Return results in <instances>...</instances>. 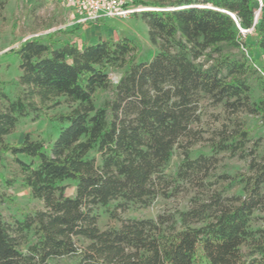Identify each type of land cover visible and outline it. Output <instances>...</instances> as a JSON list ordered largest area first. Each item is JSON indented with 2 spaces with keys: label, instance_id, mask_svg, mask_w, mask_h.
I'll return each instance as SVG.
<instances>
[{
  "label": "trees",
  "instance_id": "16d2710c",
  "mask_svg": "<svg viewBox=\"0 0 264 264\" xmlns=\"http://www.w3.org/2000/svg\"><path fill=\"white\" fill-rule=\"evenodd\" d=\"M150 5L139 13L156 50L147 62L135 61L137 48L128 39L78 47L55 41L54 33L11 53L21 94L0 106V164L11 158L20 185L42 209H18L21 218L12 222L0 213V264H264L261 141L247 148L249 132L238 124L217 132L210 156L189 157L201 137L196 125L204 99L231 114L259 115L264 126V98L251 102L249 82L255 79L264 93V77L246 58L249 47L239 33L252 28L253 47L264 57V5L256 24V0ZM110 69L123 70L112 87ZM109 88L111 99L96 107L95 94ZM60 99L70 111L50 118L59 125L51 143L29 135L5 141L20 118ZM176 151L182 160L170 179L165 170ZM220 153L241 155L245 172L211 174ZM16 183L0 176L4 189ZM186 184L204 192L176 215L97 227L99 208L147 207ZM0 201H6L1 192Z\"/></svg>",
  "mask_w": 264,
  "mask_h": 264
},
{
  "label": "rangeland",
  "instance_id": "374dc122",
  "mask_svg": "<svg viewBox=\"0 0 264 264\" xmlns=\"http://www.w3.org/2000/svg\"><path fill=\"white\" fill-rule=\"evenodd\" d=\"M123 6L131 9L152 10V3L169 2L170 0H122ZM81 0H0V106L5 104V99L14 100L21 94L18 84L20 70L18 63L11 53L24 41L29 39L45 38L48 34H55V41L69 42L80 47L82 43H94L98 38H112L114 40L128 39L137 48L136 62H147L156 53L155 48L149 43L147 27L140 19L139 13H133L125 18L83 21L84 11L80 8ZM264 3V2H263ZM258 18L263 12L259 11L256 1ZM257 18V20H258ZM254 31L246 38L242 37L249 48L244 52L246 58L254 63L264 74V57L253 47ZM122 69L108 71L111 87L118 80ZM250 100L255 102L264 98V93L258 87L255 79H250ZM111 88L98 91L94 96L96 107H102L111 99ZM3 96L4 99H3ZM42 106L37 113L20 118L12 134L5 138L8 143H19L25 135L31 139L51 143L59 129V125L50 121L56 114L70 111V105L63 102L49 107ZM49 107V108H48ZM200 121L196 125L200 140L193 144L189 150V157L195 159L200 155L210 156V146L217 139V132L224 128H231L238 124L244 126L249 132L250 148L252 143L260 140L259 153L264 151V126L260 123L259 115H251L245 111L231 114L220 105H212L206 99L199 104ZM182 160L181 153L176 151L170 160L165 174L172 179ZM216 164L211 174H228L245 172L247 160L241 155L232 156L220 153L216 156ZM0 176L6 179L17 180V183L8 189L0 185V192L6 201H0V213L5 221L12 222L21 218L19 210L31 212L42 209V202L33 199L27 188L20 185L21 177L10 157H6L0 164ZM223 187V185H221ZM171 197H158L149 206L130 205L124 212L116 208V203H111L107 208L97 209V227L100 230L119 227L120 223L129 219H156L160 215H176L189 206V200L196 192L203 194V189L192 185H180ZM234 192V191H230ZM230 192L228 194H230ZM66 195H74V187L68 185ZM19 209V210H18ZM48 264H63L61 259H54Z\"/></svg>",
  "mask_w": 264,
  "mask_h": 264
},
{
  "label": "built area",
  "instance_id": "2783aa9c",
  "mask_svg": "<svg viewBox=\"0 0 264 264\" xmlns=\"http://www.w3.org/2000/svg\"><path fill=\"white\" fill-rule=\"evenodd\" d=\"M259 4V11L264 5V0H256ZM80 8L84 11L83 21H94L99 18L112 19V18H125L133 13H140L142 9H131L123 6L122 0H81ZM258 18V12H255V17ZM254 17V20H255ZM257 22V21H256ZM254 24H256L254 22ZM253 32V29L243 30L239 29V33L242 37L246 38L249 33ZM246 52L245 49H243ZM260 74L264 77L261 70L253 65Z\"/></svg>",
  "mask_w": 264,
  "mask_h": 264
},
{
  "label": "water",
  "instance_id": "95a60500",
  "mask_svg": "<svg viewBox=\"0 0 264 264\" xmlns=\"http://www.w3.org/2000/svg\"><path fill=\"white\" fill-rule=\"evenodd\" d=\"M230 16L232 17V19L236 22V20H235V17L233 16V15H231L230 14ZM256 21H257V16L255 17V20H254V22L256 23Z\"/></svg>",
  "mask_w": 264,
  "mask_h": 264
}]
</instances>
